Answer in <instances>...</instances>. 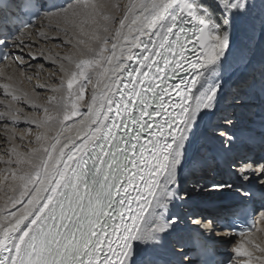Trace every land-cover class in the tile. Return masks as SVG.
I'll return each instance as SVG.
<instances>
[{"label": "snow or ice", "instance_id": "obj_1", "mask_svg": "<svg viewBox=\"0 0 264 264\" xmlns=\"http://www.w3.org/2000/svg\"><path fill=\"white\" fill-rule=\"evenodd\" d=\"M257 42L264 0H0V264H224L216 238L232 235L227 264H264V227L220 231L257 198L264 225V119L257 129L222 107L232 59L251 63ZM38 58L55 81L34 85L52 93L43 103L4 71ZM214 120L220 151L261 155L231 160L240 183L181 188L215 160L188 154ZM21 121L35 128L20 133ZM225 192L237 201L212 216L170 209Z\"/></svg>", "mask_w": 264, "mask_h": 264}, {"label": "bare ground", "instance_id": "obj_2", "mask_svg": "<svg viewBox=\"0 0 264 264\" xmlns=\"http://www.w3.org/2000/svg\"><path fill=\"white\" fill-rule=\"evenodd\" d=\"M71 2H75L72 0ZM33 40L38 43L33 44L32 51L37 52L38 47L43 46V42L39 41L38 37H33ZM237 44L241 47L246 48V41L243 37L242 33H238L235 37ZM25 43H30V41H25ZM15 54H21L16 49H12ZM27 49H25V60H28V56L26 55ZM252 56V62L248 64H242L235 57L232 59L227 71L224 74V82H223V90H224V100L222 103V107L225 113L231 114L235 112L238 116L240 122L244 125H251L257 129L260 128L261 120L264 119V49L259 42H257L254 50L250 53ZM11 60V57L9 58ZM43 63L45 66V71L40 73L37 76V72H39V64ZM3 67V64L0 68ZM16 65H13V68L4 69L7 75L13 76V83L16 84L18 88H21L25 91L32 92L33 90L40 92V102L43 103L46 100L47 96L52 95L51 92H48L43 89H34V85L40 83L43 84L45 82L51 84L55 83L54 80L49 79L47 75V71L50 68L49 62L43 60L42 58H38L35 60H29L28 64H26L19 72L14 71ZM23 73V75L21 74ZM26 77H31L29 80ZM22 81V83H21ZM4 79L0 76V83H4ZM3 90L0 89V99H4ZM235 98V102H234ZM24 107L26 111H31L32 109L27 107L24 104L20 105ZM2 107H0V111H2ZM5 123L4 121H0V124ZM11 127V122H7ZM215 123V120L211 123L205 121L202 122L196 131V135L192 139L191 143L188 145V154L191 155H201V156H212L215 158V154L223 155L227 159V164L231 162V160L237 155L250 153L257 158L261 155L259 147H254L253 149L244 148L239 150V152L233 153H224L219 150L218 141L212 137L211 127L212 124ZM28 127L35 128L34 125H28L21 121L16 125V128L20 133H23L25 129ZM3 137V129L0 128V156H3V149L8 147V144L5 142ZM20 144L19 141H17ZM26 143V141H25ZM24 148L21 147V151ZM4 165L0 163V168H3ZM196 178H199L202 183L211 182L214 180H228L230 182L236 183L238 181L230 172L229 169L227 173H225V169H221L215 158L211 167H206L202 171H198L196 177H191L187 173H184L181 176L180 187H191L192 181ZM226 193V192H225ZM234 194V193H233ZM219 195H202L196 196L193 200H191L188 204H184L182 202H174L173 205H170V209L174 212H180L181 214L190 212L192 210L203 212L205 215L212 216L215 215L218 211L219 204L216 201L215 197ZM257 226L264 227L259 223V213L256 215ZM229 231V230H226ZM260 235V234H258ZM218 246L223 245H232V250L235 247L236 243L240 240V237L226 236V237H217ZM233 258H236L233 251Z\"/></svg>", "mask_w": 264, "mask_h": 264}, {"label": "water", "instance_id": "obj_3", "mask_svg": "<svg viewBox=\"0 0 264 264\" xmlns=\"http://www.w3.org/2000/svg\"><path fill=\"white\" fill-rule=\"evenodd\" d=\"M230 194H231V192H226L223 195H219V196L215 197L214 199H215V201H220V200L226 198L227 196H229Z\"/></svg>", "mask_w": 264, "mask_h": 264}, {"label": "rangeland", "instance_id": "obj_4", "mask_svg": "<svg viewBox=\"0 0 264 264\" xmlns=\"http://www.w3.org/2000/svg\"><path fill=\"white\" fill-rule=\"evenodd\" d=\"M223 157H225L224 154H223Z\"/></svg>", "mask_w": 264, "mask_h": 264}]
</instances>
